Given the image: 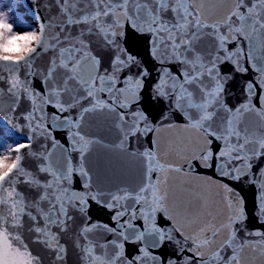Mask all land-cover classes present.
<instances>
[{
	"label": "snow or ice",
	"instance_id": "6c2138e0",
	"mask_svg": "<svg viewBox=\"0 0 264 264\" xmlns=\"http://www.w3.org/2000/svg\"><path fill=\"white\" fill-rule=\"evenodd\" d=\"M55 4L59 8V23H41L38 31L24 34L15 31L7 17L0 14V82L7 85L0 87V119H3L5 97L12 116L16 115L21 99L29 100L32 105L31 111L22 117L24 124L9 121L13 128H26L31 135L10 149L0 148V264H33L34 261L41 264V259L32 255L19 231L25 216L35 224L30 228L37 242L54 250L57 261L63 260L65 247L60 243L59 231H65L71 219L68 206L76 207L74 201H79L81 212H86L89 198L110 210L121 209L114 219L121 229L118 235L123 239L110 242L116 249L111 255L98 254L97 245L88 234L98 228L108 233L116 229L107 225H85L80 235L87 243L81 245L77 241L85 264H255L256 260L264 264V232L248 233L260 237L258 241L242 240L237 234L236 226L243 227L247 219L243 199L234 194L228 184L206 178L207 170L229 180L250 177L249 182L259 189L257 216L264 223V168L252 172V162L264 158V0H55ZM85 4L87 8L83 7ZM209 4L229 6L217 16L207 7ZM165 13H171L172 19L165 18ZM125 24L141 35L151 34L153 58L161 64L181 66L178 75L167 67L159 70L161 79L147 99L163 98L170 100L171 105L156 123L150 119L147 107L129 111L145 99L141 92L148 69L124 80L117 75L130 65L142 66L137 56L122 48L117 39L124 36ZM75 25L83 27L79 28V35L73 37L70 29ZM86 34L100 35L116 49L111 73L99 71L100 60L92 55L84 39ZM206 36L215 40L213 54L207 62L196 46ZM16 40L35 43L29 44L30 50L21 56L9 51ZM242 40L248 42L247 51L239 46ZM230 44L237 47L230 49ZM49 52L52 55L48 67H39L37 60ZM245 56L260 79L255 85L247 84V101L232 109L222 98L224 88L219 65L230 61L236 71L247 72L241 64ZM85 65L91 69L87 76L83 74ZM205 77L215 81L214 87L204 84ZM34 78H39L44 86L43 93L33 88ZM66 93L70 100L63 99ZM253 98L258 100L259 107L253 103ZM84 100L88 101L86 106L82 104ZM48 106L56 110L51 115L46 111ZM72 108H79L75 120L71 115H62L70 113ZM97 111L114 114L118 121L116 126L123 134L121 149L137 134L157 135L153 147L140 153L144 172L138 190L111 193L110 201H102L99 198L102 193H78L69 187L73 173L86 178L84 187H90L85 157L96 141L87 139L80 129L86 114ZM220 112L225 115H219ZM173 113H178L185 121L180 126L185 136L161 149L158 134L164 128V121L175 123ZM249 115L255 118L254 127L246 122ZM55 131L68 132L71 151L80 153L78 166L72 165L70 156L63 155L68 150L53 136ZM38 136L51 141V150L48 147L34 150L33 141ZM216 142H219L218 150L214 148ZM56 149L62 150V163H53ZM28 156L41 160L38 172L47 173L50 180L42 181L26 169L22 161ZM153 173L158 174L157 178H153ZM174 179H179L187 192V199L181 203L172 196ZM18 184L40 190L38 199L27 202ZM210 186L223 190L222 216L212 211L208 203L204 189ZM128 200L140 205V210L132 209L130 219L120 224V218L128 214L122 202ZM158 215L161 224L157 223ZM136 218L142 219L148 227L145 231L134 229L128 234ZM54 228L59 231H53ZM125 241L141 242L140 254L131 259L125 257ZM110 245L105 243L98 247L107 249ZM169 245L175 246L174 255L167 258L148 251Z\"/></svg>",
	"mask_w": 264,
	"mask_h": 264
},
{
	"label": "water",
	"instance_id": "95a60500",
	"mask_svg": "<svg viewBox=\"0 0 264 264\" xmlns=\"http://www.w3.org/2000/svg\"><path fill=\"white\" fill-rule=\"evenodd\" d=\"M22 4L28 11V16L34 23H36L38 29L41 23L48 24L51 21L56 24L60 22L59 8L56 6L55 0H22ZM228 6L229 5L226 4L207 5L209 9L213 10V14L217 16L221 15ZM83 7L87 8L88 6L85 4ZM164 16L169 20L172 19L171 13H165ZM81 27L83 26H72L70 29L71 36H78V30ZM123 31L125 33L124 36L117 37V39L121 41L120 46L128 49V51H130L133 55L137 56L142 66H137L135 64L130 65L125 67L117 75L121 80H124L127 76L136 77L144 70V68H147L149 71V75L144 78V89L141 92V96L145 99H142L140 104H134L132 109L129 111L139 107H147L148 111L151 113L150 119L153 120V123H156L161 113L163 111H167L171 105L170 100H164L163 98H159L157 100L147 99L153 95L154 87L161 79V72L159 70L167 67L170 68L173 73L178 75L181 66L179 64L171 63L161 64L159 60L152 57L150 54L152 46L150 43L151 34L144 33L141 35L131 29V27L127 24H125ZM84 39L88 42V47L91 50L92 55L96 56L97 59L100 60L99 71L101 73H111L113 71L112 62L117 54L116 49L111 45H108L100 35L86 34ZM34 43L35 41L33 44ZM196 46L202 55L205 56L207 62V59L211 58V54H213L215 40L213 37L206 36L203 37L201 41L197 42ZM239 46L244 47L247 51L248 42L246 40H242L241 45ZM235 47L237 46L234 44L229 45L230 49ZM51 55V52L42 54L37 60V65L46 69ZM160 55H164L163 50H161ZM241 64L248 69L247 72L236 71L235 65L230 61H226L225 63L219 65L224 88L222 98L224 103L232 109L239 107L247 101V84L252 82L255 85L260 79L259 73L252 68V62L249 61L246 56L241 59ZM90 70V66L85 65L83 67V74L87 76ZM4 75L7 77V73H4ZM225 76H227V79H223ZM204 84L207 87L212 88L215 85V81L205 77ZM32 86L42 93L44 92V86L40 83L39 78L33 79ZM0 87H7V85L0 82ZM118 87H122V85H118ZM259 93L260 89L257 86V94L259 95ZM79 94L83 95L82 92ZM63 99L67 101L70 100L71 97L66 93ZM253 103L257 104L259 107V103L256 98H253ZM82 104L86 106L88 101L84 100L82 101ZM31 108L32 105L29 100L21 99L19 106L15 110L16 115L12 116L8 113V102L7 97H5L4 114L3 119H0V127L8 130L15 139L24 142L25 138L31 135L29 130L26 128L17 130L13 128L12 123L9 121L24 124L25 121H23L22 117L31 111ZM46 111L49 115H51L56 110L51 106H48ZM118 111L122 112L124 110L118 109ZM62 115H71V117L75 120L78 118L79 108H72L70 113H63ZM219 115L225 114L220 112ZM173 120L175 123L164 121V128L158 134L161 149H165L170 142L177 141L185 136V133L180 131V126H182L185 121L178 113H173ZM246 122L249 127L255 126V118L251 115L248 116ZM117 123L118 121L116 120L114 114H109L106 111H97L86 114L85 119L81 124L80 131L87 139L96 141L91 145L85 157V168L89 171L90 187L87 189L84 187V181L86 178L81 177L78 173H73L72 182L69 186L71 191L78 193L88 192L90 195L102 193L99 198L102 201H110L111 193H116L120 190H127L129 192H135L138 190L142 183L144 172V164L140 153L153 147V144L157 139V135L153 133H149L147 136L137 134L135 137H130L125 142V148L121 149L119 145L123 138V134L116 126ZM53 136L60 142V144L63 145L64 149L68 150V152L63 153V155L70 156L72 165L74 167L78 166L80 163V153L79 151H71L72 143L68 139V132L55 131L53 132ZM45 147H48V149L51 150V141L46 139L44 136H38L33 141L34 150L40 151ZM214 148L218 150L219 142L214 144ZM61 153V149H56L54 152L52 158L54 164L57 163V161H60L61 163L63 162L61 160ZM40 163L41 160L34 156H28L22 161V164L26 167V169L34 175H37L42 181L50 180L51 177L48 176L47 173L38 172ZM252 163L253 173H257L258 169L264 168V158L254 160ZM201 171L205 170L202 169ZM157 176V173H153L154 179L157 178ZM206 178H214L220 183L228 184L233 188L234 194H237L239 198L243 199L244 211L247 219L243 221V227L239 224L236 226L238 229V237L242 240L249 241L260 240V237L248 235L249 232L256 230L264 232V223H261L257 216V197L259 191L257 185L250 183V177L248 176H241L240 180H229L224 177L217 176L211 170L206 171ZM17 188L24 194L27 202L37 200L39 197L40 190L31 187L28 184H18ZM204 191L208 197V203L211 210L222 216L224 213L223 190L216 188L215 186H210L204 189ZM171 192L177 203H181L187 199V192L179 179H174L171 184ZM74 203L76 204V207H72L71 205L68 206V215L71 219L67 221L66 230L59 231L58 229H53V231H59L60 243L65 247V254L63 260L61 261L56 260V253L54 250L45 248L43 243L37 242L36 234L31 230V228L35 227L34 222L27 216L23 218V226L19 229V231L23 234V239L25 240V243L28 244L32 255L41 259V264H85L83 259L84 253L81 251V248L77 246V241H79L81 245L87 243L80 235L81 229L85 225H107L116 229V232L108 233L104 231L103 228H98L88 234L92 243L97 245L96 251L98 254L101 252H107L111 255L114 251H116V249L110 245V242L112 240L123 239L121 235H118L121 229L114 219L116 212L121 209L110 210L102 206V204H98L95 200L89 198L87 211L81 212L79 201H74ZM122 208L128 209V214L120 218V224H125L126 221L130 219L132 209L139 212L140 205L135 204L132 200H128L122 202ZM157 223H162L159 215ZM42 224L43 222L41 221V225ZM132 224L133 228L128 229V234H131L134 229L137 232L145 231L148 227V225L139 218L133 219ZM105 243H109L110 245L107 249H101L98 247V245ZM141 247V242L132 243L125 241V257L131 259L140 254L139 249ZM174 247V245H169L167 248H149L148 251L153 255H161L167 258L174 255ZM33 264H35V261ZM255 264H261V261L256 260Z\"/></svg>",
	"mask_w": 264,
	"mask_h": 264
},
{
	"label": "rangeland",
	"instance_id": "374dc122",
	"mask_svg": "<svg viewBox=\"0 0 264 264\" xmlns=\"http://www.w3.org/2000/svg\"><path fill=\"white\" fill-rule=\"evenodd\" d=\"M21 0H0V14H4L8 21L13 24L14 30L19 34L29 31H37L35 23L30 22V18L26 16L27 11L22 10ZM30 41L29 44H33Z\"/></svg>",
	"mask_w": 264,
	"mask_h": 264
},
{
	"label": "trees",
	"instance_id": "16d2710c",
	"mask_svg": "<svg viewBox=\"0 0 264 264\" xmlns=\"http://www.w3.org/2000/svg\"><path fill=\"white\" fill-rule=\"evenodd\" d=\"M21 8L24 10L23 7ZM30 22H32V20ZM20 142L22 141L15 139L8 130L0 127V148L10 149L14 144H18Z\"/></svg>",
	"mask_w": 264,
	"mask_h": 264
},
{
	"label": "clouds",
	"instance_id": "9594fccd",
	"mask_svg": "<svg viewBox=\"0 0 264 264\" xmlns=\"http://www.w3.org/2000/svg\"><path fill=\"white\" fill-rule=\"evenodd\" d=\"M30 41L26 40H16L12 42V47L9 48V51L16 53L17 55H26L30 50L28 45Z\"/></svg>",
	"mask_w": 264,
	"mask_h": 264
}]
</instances>
